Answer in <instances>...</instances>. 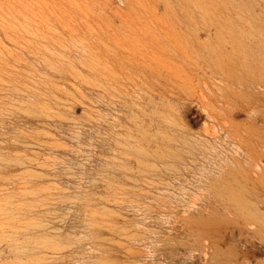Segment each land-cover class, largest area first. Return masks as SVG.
<instances>
[{"label": "rangeland", "instance_id": "374dc122", "mask_svg": "<svg viewBox=\"0 0 264 264\" xmlns=\"http://www.w3.org/2000/svg\"><path fill=\"white\" fill-rule=\"evenodd\" d=\"M259 57L264 0H0V264H207L252 124L222 72Z\"/></svg>", "mask_w": 264, "mask_h": 264}, {"label": "bare ground", "instance_id": "6f19581e", "mask_svg": "<svg viewBox=\"0 0 264 264\" xmlns=\"http://www.w3.org/2000/svg\"><path fill=\"white\" fill-rule=\"evenodd\" d=\"M208 31V36L211 37L213 33L211 30ZM199 34L200 31L196 34L189 31L180 35L163 31L161 37H167V41H164L147 30L134 29L127 31L122 41L135 56L137 53L133 48L136 46L180 48V42L175 36H186L188 43L192 46L194 43H199L194 40V35L199 38ZM219 43L222 42L219 41ZM260 57L248 63L233 61L232 67L222 72V80L226 87L237 86L226 93L227 97L231 100L237 99L238 88L250 97V105L247 109L252 124L246 131L245 145L241 142L242 148L245 146V150L240 148L245 164L241 166L242 169H234L230 173L228 169L229 174L225 176L223 174L222 180L219 178L221 182L220 187L218 186L214 191V204L211 201L206 203L204 210L206 213L196 223L201 239L195 242V246H199L198 250L205 253L207 264H264V57Z\"/></svg>", "mask_w": 264, "mask_h": 264}]
</instances>
